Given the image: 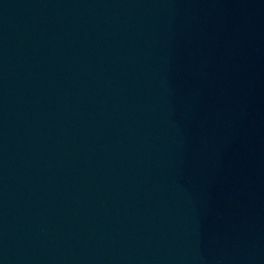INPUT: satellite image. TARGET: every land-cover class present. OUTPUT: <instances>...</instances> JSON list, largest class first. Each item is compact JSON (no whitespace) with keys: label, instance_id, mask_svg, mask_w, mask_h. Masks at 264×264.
<instances>
[{"label":"water","instance_id":"obj_1","mask_svg":"<svg viewBox=\"0 0 264 264\" xmlns=\"http://www.w3.org/2000/svg\"><path fill=\"white\" fill-rule=\"evenodd\" d=\"M0 264H264V0H0Z\"/></svg>","mask_w":264,"mask_h":264}]
</instances>
